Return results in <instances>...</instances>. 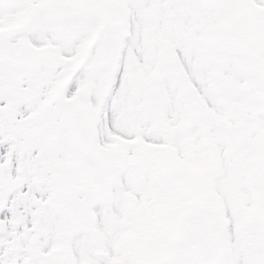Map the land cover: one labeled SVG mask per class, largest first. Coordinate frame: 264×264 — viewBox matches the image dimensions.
Wrapping results in <instances>:
<instances>
[{"label": "snow or ice", "instance_id": "snow-or-ice-1", "mask_svg": "<svg viewBox=\"0 0 264 264\" xmlns=\"http://www.w3.org/2000/svg\"><path fill=\"white\" fill-rule=\"evenodd\" d=\"M0 264H264V0H0Z\"/></svg>", "mask_w": 264, "mask_h": 264}]
</instances>
